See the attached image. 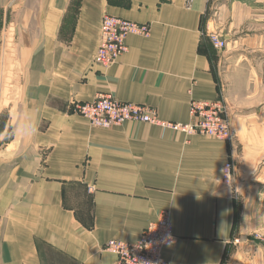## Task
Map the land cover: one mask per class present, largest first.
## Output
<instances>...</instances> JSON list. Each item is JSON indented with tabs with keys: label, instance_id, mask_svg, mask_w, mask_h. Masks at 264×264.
<instances>
[{
	"label": "crops",
	"instance_id": "1",
	"mask_svg": "<svg viewBox=\"0 0 264 264\" xmlns=\"http://www.w3.org/2000/svg\"><path fill=\"white\" fill-rule=\"evenodd\" d=\"M104 15L150 31L128 36L108 68L94 64ZM3 45L0 264H114L105 245L137 242L162 211L177 238L166 264H222L234 240L262 227L264 0H0ZM98 94L175 123L192 120V101L221 98L234 138L92 127L72 104Z\"/></svg>",
	"mask_w": 264,
	"mask_h": 264
},
{
	"label": "built area",
	"instance_id": "2",
	"mask_svg": "<svg viewBox=\"0 0 264 264\" xmlns=\"http://www.w3.org/2000/svg\"><path fill=\"white\" fill-rule=\"evenodd\" d=\"M189 4L191 0H183ZM149 26L132 21L104 15L99 31V46L94 56V64L108 68L127 51L126 40L130 35L148 37ZM208 41L216 51L226 48L225 41L214 32L208 33ZM72 111L84 118L92 127L111 128L125 122L145 123L180 132L185 136H207L221 141L234 138L227 108L224 100L219 98L213 102L192 101L190 112L192 120L188 123L167 122L158 118L154 109L144 105L121 102L111 94H98L90 102H73ZM234 164L226 162L222 168L221 181L230 184L233 178ZM92 193L94 188H87ZM177 241L168 211H162L155 222H151L143 230L139 240L128 243L110 240L105 249L116 256L114 264H166L163 251ZM238 239L233 241L237 244Z\"/></svg>",
	"mask_w": 264,
	"mask_h": 264
},
{
	"label": "rangeland",
	"instance_id": "3",
	"mask_svg": "<svg viewBox=\"0 0 264 264\" xmlns=\"http://www.w3.org/2000/svg\"><path fill=\"white\" fill-rule=\"evenodd\" d=\"M2 37L6 39L7 34L4 33ZM0 52H5L4 45L0 47ZM0 66L3 67L2 70H0L1 86L3 85L4 89H7L4 92L6 96H1V101L3 102L6 100L8 101V55L0 54ZM1 104L2 107H6L4 103ZM262 216V227L260 229H254L253 232L248 233V235L240 239L238 244L230 246L222 264H264V214Z\"/></svg>",
	"mask_w": 264,
	"mask_h": 264
},
{
	"label": "clouds",
	"instance_id": "4",
	"mask_svg": "<svg viewBox=\"0 0 264 264\" xmlns=\"http://www.w3.org/2000/svg\"><path fill=\"white\" fill-rule=\"evenodd\" d=\"M223 224H225V222H224V221H222V222H221V224H220V228H221V226H222Z\"/></svg>",
	"mask_w": 264,
	"mask_h": 264
}]
</instances>
